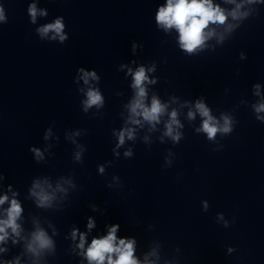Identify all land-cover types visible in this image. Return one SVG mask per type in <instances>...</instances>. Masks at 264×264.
Listing matches in <instances>:
<instances>
[{
    "label": "clouds",
    "instance_id": "1",
    "mask_svg": "<svg viewBox=\"0 0 264 264\" xmlns=\"http://www.w3.org/2000/svg\"><path fill=\"white\" fill-rule=\"evenodd\" d=\"M239 7V5L237 6ZM29 12L35 21L36 8L35 5H32L29 8ZM235 17L236 13H232ZM3 9L0 7V19H3ZM226 20V16L223 11L218 7H214L211 3V0H167V5L161 7L157 16V22L163 25L165 28L175 27L180 33V44L181 47L187 51L192 52L197 47L203 44L204 40L207 38L204 30L208 27L209 23H219L223 24ZM63 30V24L60 20H57L54 24L46 25L45 27L39 29L42 34H46L49 31H55L57 35L60 36L61 41L65 39L61 35ZM208 33L207 35H211ZM83 71V69H81ZM93 75L94 73H84V81L87 83L88 76ZM147 79L145 71L143 68H140L134 75V84L133 87L137 88V99L131 105V111L136 115H143L145 120L148 121H157L159 115L164 111V106L160 102L153 98L152 105L150 108H146L142 103L145 96L144 88L142 87L143 82ZM101 96L98 92L90 90L88 92V100L86 101L87 106L101 103ZM197 110L203 117H206L203 123V131L208 134L209 139L213 138L217 131L228 132L230 128L228 127V120L225 119V125L223 128H218L213 122V118L209 115V110L204 106V104L197 102ZM137 109H141L140 113L137 112ZM264 110V104L260 105L257 108V111ZM193 113L189 112V117L191 118ZM138 123V121H133ZM178 123L176 120V113H172L171 122L168 125L167 135H172V124ZM128 136L131 138V130H128ZM124 133L120 134V142L123 143ZM174 139H178L174 137ZM41 201L48 199L46 195L39 194ZM7 197L0 198V204H3ZM21 209L18 204L13 201L12 206L8 209V219L0 221V241H3L7 233L5 228L11 227L14 232H16L18 225H16V218L19 216ZM89 227H92V224L89 223ZM118 225L111 227L107 237L102 239H94L92 244L87 251V258L91 264L92 261H95L96 264H104L105 259L107 258L108 264H138V262L133 257V244L134 241H128L121 239L119 244H116V231ZM83 235L81 236V247H83ZM34 241L38 243L40 247H46L50 241L45 237L43 232H38L34 234ZM31 248V245L29 246ZM112 254L116 255V259H112Z\"/></svg>",
    "mask_w": 264,
    "mask_h": 264
}]
</instances>
